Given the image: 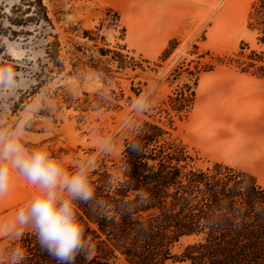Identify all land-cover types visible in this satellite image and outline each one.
<instances>
[{"label":"rangeland","instance_id":"obj_1","mask_svg":"<svg viewBox=\"0 0 264 264\" xmlns=\"http://www.w3.org/2000/svg\"><path fill=\"white\" fill-rule=\"evenodd\" d=\"M255 1L0 0V131L70 172L91 162L89 174L102 161L112 169L127 139L156 122L194 165L252 172L264 187V44L247 27ZM36 194L13 173L0 222ZM15 239L0 232V262Z\"/></svg>","mask_w":264,"mask_h":264},{"label":"trees","instance_id":"obj_2","mask_svg":"<svg viewBox=\"0 0 264 264\" xmlns=\"http://www.w3.org/2000/svg\"><path fill=\"white\" fill-rule=\"evenodd\" d=\"M247 21L264 44V0L251 5ZM111 168L102 161L87 174L91 201H73L89 242L72 264H264V187L251 173L194 165L156 122L127 139ZM183 238L192 241L176 252ZM14 247L24 250L22 264H59L31 229L0 264H10Z\"/></svg>","mask_w":264,"mask_h":264},{"label":"clouds","instance_id":"obj_3","mask_svg":"<svg viewBox=\"0 0 264 264\" xmlns=\"http://www.w3.org/2000/svg\"><path fill=\"white\" fill-rule=\"evenodd\" d=\"M132 148L136 150L135 145ZM91 166L89 162L70 172L47 150H26L18 131L7 134L0 131V197L9 191L13 173L37 190L36 195L16 210L11 220L0 222V232L19 238L21 230L29 228L39 245L59 264H72L89 242L73 201L88 203L93 199L95 190L87 175ZM61 189L67 193L66 198L58 195ZM23 259L24 250L14 247L10 252V264H22Z\"/></svg>","mask_w":264,"mask_h":264},{"label":"crops","instance_id":"obj_4","mask_svg":"<svg viewBox=\"0 0 264 264\" xmlns=\"http://www.w3.org/2000/svg\"><path fill=\"white\" fill-rule=\"evenodd\" d=\"M257 147L258 146H256L255 148L257 149ZM262 147V146H261ZM262 149H263V147H262ZM255 158H258V159H260V158H262V155L261 154H258V155H256L255 156ZM225 162V161H224ZM226 164H229V165H232V164H230V163H228V162H225ZM233 166V165H232ZM249 173H251L252 175H254L252 172H249ZM255 176V175H254Z\"/></svg>","mask_w":264,"mask_h":264}]
</instances>
